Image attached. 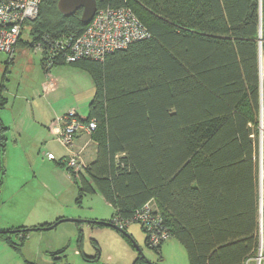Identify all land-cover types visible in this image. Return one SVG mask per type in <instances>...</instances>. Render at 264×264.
<instances>
[{
	"label": "trees",
	"instance_id": "trees-1",
	"mask_svg": "<svg viewBox=\"0 0 264 264\" xmlns=\"http://www.w3.org/2000/svg\"><path fill=\"white\" fill-rule=\"evenodd\" d=\"M57 2L42 0L37 17L26 23L31 48L38 43L48 48L56 39L76 38L85 30L81 10L66 17ZM96 4L97 9L128 7L149 37L103 61L66 63L60 55L51 59L40 54L44 72L69 64L85 72L94 88L84 120L96 122L91 134L95 158L75 173L57 162L78 186L76 203L98 193L114 209L106 222L113 225L114 219L127 221L152 201L170 239L184 248L188 264H254L259 249L255 151L261 88L264 103V0ZM6 71L0 80V110L6 104ZM6 130L0 118V153ZM126 229L120 233L133 245ZM26 237L20 236L21 241ZM145 245L150 248L146 236ZM160 247L150 249L159 253ZM64 251L52 253L54 261L67 264ZM262 252L264 256V248ZM142 260L138 253L133 264Z\"/></svg>",
	"mask_w": 264,
	"mask_h": 264
},
{
	"label": "rangeland",
	"instance_id": "rangeland-1",
	"mask_svg": "<svg viewBox=\"0 0 264 264\" xmlns=\"http://www.w3.org/2000/svg\"><path fill=\"white\" fill-rule=\"evenodd\" d=\"M21 37L27 41L28 31L22 32ZM40 56V52L31 47L20 48L14 53L13 62L6 63L8 55L0 53V80L7 70L3 92L6 104L0 110V118L8 128L0 153V227H13L1 233L4 238L0 237V264H49L48 252L60 249H65L63 260L70 264H132L138 255L137 248L144 256L141 264H188L184 248L175 239L163 242L160 253L147 248L146 235L139 223L127 226V233L133 236V245L109 227L85 224L78 244L76 225L69 220L93 216L111 219L112 210L97 193L83 197L80 206L77 205L78 187L66 167L57 162L63 157L66 166L67 158L80 156L76 145H82L86 139L77 140L67 150L57 140L53 128L70 111L86 117L94 88L85 72L69 64L44 72ZM78 161L81 168L76 172L83 171L85 166L80 159ZM48 212L68 218L59 217L57 222L62 223L54 229H29L38 221L27 223ZM25 230L28 231L24 233ZM23 234L27 236L24 242L20 239ZM262 238L264 248V222ZM94 240L100 256L96 261L85 262L79 251L81 249L86 256L94 255Z\"/></svg>",
	"mask_w": 264,
	"mask_h": 264
},
{
	"label": "built area",
	"instance_id": "built-area-1",
	"mask_svg": "<svg viewBox=\"0 0 264 264\" xmlns=\"http://www.w3.org/2000/svg\"><path fill=\"white\" fill-rule=\"evenodd\" d=\"M41 1L0 0V53H5L9 59L14 57L17 43L26 28V23L37 17ZM148 37V30L131 9L128 7H105L96 9L92 20L86 25L80 36L56 39L47 44L48 48L38 43L34 45L33 49L38 50L40 54L46 52V55L51 59L60 55L66 63L81 58L103 61L106 55L125 49L131 43ZM261 65L260 62V67ZM262 81L261 75V83ZM95 128L94 119L85 121L75 111H70L57 123V127H54L53 131L57 140L69 150L78 134L84 133L86 136H91ZM257 129L255 161L257 165L259 249L254 264H261L264 257L262 252V222H264V103L262 88ZM77 156H70L66 161V167L73 172H76L77 168H81V165H78L80 156L78 154ZM130 223H139L142 226L150 248H157L170 239L163 219L152 201L137 209L127 221L114 219L113 225L118 229H123Z\"/></svg>",
	"mask_w": 264,
	"mask_h": 264
},
{
	"label": "crops",
	"instance_id": "crops-1",
	"mask_svg": "<svg viewBox=\"0 0 264 264\" xmlns=\"http://www.w3.org/2000/svg\"><path fill=\"white\" fill-rule=\"evenodd\" d=\"M28 28H26L23 32H26V31H28L27 30ZM29 40H30V38L27 40V41H24L23 40V38L22 37H20V39H19V41H18V45H17V47H16V50H15V52L18 50V49H20V48H29L30 49V46H29V44H28V42H29ZM24 44V46L23 47H21L22 45ZM21 45V46H20ZM14 52V53H15ZM14 58V57H13ZM264 60V59H263ZM262 60V61H263ZM6 63H8V61L6 62ZM3 122V121H2ZM5 126V125H4ZM7 128V127H6ZM8 129V128H7ZM7 131V130H6ZM5 131V132H6ZM5 136H6V134H5ZM81 138H85L86 140L83 142V144L82 145H76V150H78V151H80L81 152V155H80V160L85 164V165H87V164H89L90 162H92L93 160H94V158H95V154H96V145H95V143L88 137V136H86L84 133H80V134H78L77 135V137H76V139H75V141L74 142H76L77 140H80ZM89 138V139H88ZM63 158V157H62ZM62 158H60L58 161H61L62 162ZM82 172V171H81ZM71 177V176H70ZM71 179H72V177H71ZM72 181H73V183H74V180L72 179ZM1 185V184H0ZM78 187V186H77ZM93 194H96V193H93ZM98 194V193H97ZM77 195H78V189H77ZM87 195H92V194H87ZM86 195V196H87ZM85 197V196H84ZM100 197L103 199V197L100 195ZM77 199V198H76ZM104 200V199H103ZM105 201V200H104ZM105 203H107V202H105ZM108 204V203H107ZM154 204V203H153ZM77 205H79L80 206V204H77ZM110 207H111V210H112V215H113V213H114V209H113V207L110 205V204H108ZM56 214V213H55ZM112 215H111V217H112ZM59 217H64V218H68L67 216H61V215H59V214H57V216H54V215H51V214H49V212L48 213H45L44 215H41V216H35L33 219H32V221H30L29 223H27V224H31V223H36L37 221V223L36 224H32L30 227H32V228H29V229H31L32 231H43V230H50V229H54L56 226H58L60 223H62L61 221H59V222H57V220L59 219ZM71 218V217H70ZM73 218V217H72ZM110 220V218H108V219H105V218H100L99 216H93V217H87V218H85L84 220H79V219H77V222H73L72 220H70L69 222H73L75 225H76V228H77V232H78V235H79V232H81L83 229H82V225H90V227L92 226V225H95V226H98V227H103V226H99V224H96V222H107V221H109ZM55 222H57V223H55ZM64 222V221H63ZM41 225H49V226H45L44 228L43 227H40ZM106 227H108V226H106ZM109 228H111V227H109ZM10 229H13V227L12 226H1L0 227V230H2V231H0V232H6L7 230H10ZM111 229H113V228H111ZM6 230V231H5ZM114 231H116V232H118L119 234H121L119 231H117V230H115V229H113ZM126 231H127V229H126ZM8 232V231H7ZM1 234V233H0ZM2 234H4V233H2ZM77 235V236H78ZM131 235V234H130ZM132 236V235H131ZM27 238V237H26ZM25 238V239H26ZM132 238H133V236H132ZM24 242V241H23ZM77 242H78V237H77ZM78 244H80L79 242H78ZM144 244H145V238H144ZM93 246H94V248H95V253H94V255H91V256H86V254H84V252L80 249V251H79V253H80V255L82 256V258H83V260L85 261V262H93V261H87V260H85V257H89V258H91V257H94V256H96L97 257V260H98V258H99V256H100V252H99V249H98V246H97V244H96V241L94 240V243H93ZM146 246V245H145ZM61 250V249H60ZM60 250H53V251H49L48 252V255L50 256V260H49V264H54V263H56V264H62L63 263V261H61V260H56V261H54V258L52 257V253H54V252H57V251H60ZM65 250V249H64ZM160 250H161V248H160ZM161 252V251H160ZM159 252V253H160ZM64 255V254H63ZM136 258H137V255H136V257H135V259L133 260V262L136 260ZM64 259H65V257H64ZM96 261V260H95ZM67 264H70V263H68L67 261H65ZM133 262H132V264H133ZM31 264H34V263H31Z\"/></svg>",
	"mask_w": 264,
	"mask_h": 264
},
{
	"label": "water",
	"instance_id": "water-1",
	"mask_svg": "<svg viewBox=\"0 0 264 264\" xmlns=\"http://www.w3.org/2000/svg\"><path fill=\"white\" fill-rule=\"evenodd\" d=\"M57 8H58L59 12L66 17L71 16L75 12L81 10L80 22L83 25H87L92 20L94 14L96 12L97 4H96V0H58ZM260 69H261V67H260ZM72 221L77 222V220H72ZM99 223H102L105 226L111 227V228L121 232L120 229H118L114 225H111V224L105 223V222H96V224H99ZM0 233H5V232H0ZM137 251H138V253L141 254V257L144 258L141 250L137 248Z\"/></svg>",
	"mask_w": 264,
	"mask_h": 264
},
{
	"label": "clouds",
	"instance_id": "clouds-1",
	"mask_svg": "<svg viewBox=\"0 0 264 264\" xmlns=\"http://www.w3.org/2000/svg\"><path fill=\"white\" fill-rule=\"evenodd\" d=\"M262 60V59H261ZM261 62V61H260Z\"/></svg>",
	"mask_w": 264,
	"mask_h": 264
}]
</instances>
